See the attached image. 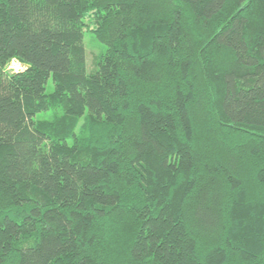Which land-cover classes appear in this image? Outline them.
I'll return each mask as SVG.
<instances>
[{"label": "trees", "instance_id": "16d2710c", "mask_svg": "<svg viewBox=\"0 0 264 264\" xmlns=\"http://www.w3.org/2000/svg\"><path fill=\"white\" fill-rule=\"evenodd\" d=\"M0 264H264V0H0Z\"/></svg>", "mask_w": 264, "mask_h": 264}, {"label": "rangeland", "instance_id": "374dc122", "mask_svg": "<svg viewBox=\"0 0 264 264\" xmlns=\"http://www.w3.org/2000/svg\"><path fill=\"white\" fill-rule=\"evenodd\" d=\"M86 27L84 32V45L86 48V57H87V72L92 73L98 69L97 63L101 56H103L106 52V45L101 43L93 33L92 29L94 28V23L88 18L86 20ZM21 69H24V66L20 64L18 60L15 59ZM10 70H15L14 67H9ZM16 71V70H15ZM54 89L53 81L50 80L47 86V91L51 92ZM62 112L60 111H49L45 113H41L38 116V121L51 123L56 128H65V123H62L63 117ZM83 122H77L75 128L82 126Z\"/></svg>", "mask_w": 264, "mask_h": 264}, {"label": "clouds", "instance_id": "9594fccd", "mask_svg": "<svg viewBox=\"0 0 264 264\" xmlns=\"http://www.w3.org/2000/svg\"><path fill=\"white\" fill-rule=\"evenodd\" d=\"M9 67H14L16 71H22V70H23V69H21V68L19 67L18 63H17L15 60H13V61L10 63Z\"/></svg>", "mask_w": 264, "mask_h": 264}]
</instances>
